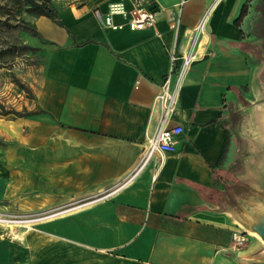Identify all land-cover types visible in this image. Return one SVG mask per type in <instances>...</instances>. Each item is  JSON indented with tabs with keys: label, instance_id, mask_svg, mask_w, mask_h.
<instances>
[{
	"label": "crops",
	"instance_id": "0c3cea01",
	"mask_svg": "<svg viewBox=\"0 0 264 264\" xmlns=\"http://www.w3.org/2000/svg\"><path fill=\"white\" fill-rule=\"evenodd\" d=\"M112 1L35 17L53 47L36 110L0 117V203L27 211L77 197V231L46 221L0 237V264H264L250 227L264 210V4L138 0L155 23L130 29L120 14L97 18ZM186 53L194 58L180 70ZM169 71L178 97L166 123L182 126L175 148L115 189L162 125ZM236 227L247 240L231 249Z\"/></svg>",
	"mask_w": 264,
	"mask_h": 264
},
{
	"label": "rangeland",
	"instance_id": "374dc122",
	"mask_svg": "<svg viewBox=\"0 0 264 264\" xmlns=\"http://www.w3.org/2000/svg\"><path fill=\"white\" fill-rule=\"evenodd\" d=\"M46 1L55 10L61 6H83L90 2ZM38 15L29 4L18 0H0V111L13 110L25 115L36 110L35 105L31 107L35 102V89L43 74L47 54L53 47L36 29L34 20ZM0 117L10 121L16 119L17 115L13 112L0 113ZM2 203L0 214L12 220L10 223L0 222V237L20 239L27 230L41 229L46 221L67 232L77 231V197H65L48 207L27 211L17 206L10 207L7 202ZM259 207H264V204ZM254 222L264 223V210H258ZM59 237L74 239L73 236ZM33 242H38V239Z\"/></svg>",
	"mask_w": 264,
	"mask_h": 264
},
{
	"label": "built area",
	"instance_id": "2783aa9c",
	"mask_svg": "<svg viewBox=\"0 0 264 264\" xmlns=\"http://www.w3.org/2000/svg\"><path fill=\"white\" fill-rule=\"evenodd\" d=\"M95 14L97 18L105 24H112L113 15L120 14L125 18V24L130 29H142L144 27L152 26L155 23V12L151 8L140 4L138 0L134 2V5L131 8H126L121 0L112 1L108 3L106 13L95 10ZM193 58V54L186 53L182 58L179 69L182 70L187 67ZM170 59L171 63H174V53H171ZM170 73L171 71H169V73L165 76L163 82L160 84L161 90L158 94V99L162 104V125L154 134H152L148 138L141 163L130 175H128L129 177L121 180L120 183L116 185L115 189L128 182L130 178L145 163V161H147L154 153H163L166 151H171L175 148L176 139L182 131V126L170 125L168 124V122L166 123V117L169 116L171 111L175 108L176 100L178 97V90L176 87L178 82L176 81V84H174V86H171L172 83L170 80ZM107 194H109V192ZM103 196L100 195L95 198H102ZM11 220L12 219L4 217L0 214V222L10 223ZM246 240V231L242 230L239 227L231 230L229 240V246L231 249H238L242 247L245 244Z\"/></svg>",
	"mask_w": 264,
	"mask_h": 264
},
{
	"label": "trees",
	"instance_id": "16d2710c",
	"mask_svg": "<svg viewBox=\"0 0 264 264\" xmlns=\"http://www.w3.org/2000/svg\"><path fill=\"white\" fill-rule=\"evenodd\" d=\"M18 2L29 4L30 8L36 13H38L39 15L49 16L51 18L57 17L56 10L53 9V7L49 6L48 3H46L47 2L46 0H18ZM261 4H264V0H261ZM263 11H264V8H263ZM9 112H13L17 116L24 115L23 113H20L19 111H13V110L0 111L1 114H6ZM245 224H247L246 221H245ZM250 227L253 228V224L250 225Z\"/></svg>",
	"mask_w": 264,
	"mask_h": 264
},
{
	"label": "water",
	"instance_id": "95a60500",
	"mask_svg": "<svg viewBox=\"0 0 264 264\" xmlns=\"http://www.w3.org/2000/svg\"><path fill=\"white\" fill-rule=\"evenodd\" d=\"M252 229L255 230L261 236V238L264 240V223L255 222L253 224Z\"/></svg>",
	"mask_w": 264,
	"mask_h": 264
},
{
	"label": "bare ground",
	"instance_id": "6f19581e",
	"mask_svg": "<svg viewBox=\"0 0 264 264\" xmlns=\"http://www.w3.org/2000/svg\"><path fill=\"white\" fill-rule=\"evenodd\" d=\"M93 201V200H92ZM89 202H91V201H89ZM81 205V204H80ZM251 233L253 234V235H255V236H257V237H260V235L256 232V231H251ZM261 238V237H260Z\"/></svg>",
	"mask_w": 264,
	"mask_h": 264
}]
</instances>
